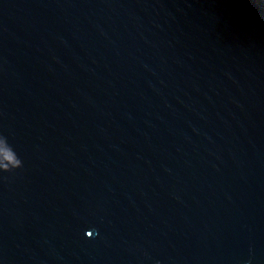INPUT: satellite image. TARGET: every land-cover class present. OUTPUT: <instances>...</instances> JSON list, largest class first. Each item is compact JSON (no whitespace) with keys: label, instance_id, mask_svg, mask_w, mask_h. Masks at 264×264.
I'll list each match as a JSON object with an SVG mask.
<instances>
[{"label":"water","instance_id":"1","mask_svg":"<svg viewBox=\"0 0 264 264\" xmlns=\"http://www.w3.org/2000/svg\"><path fill=\"white\" fill-rule=\"evenodd\" d=\"M0 264H264V0H0Z\"/></svg>","mask_w":264,"mask_h":264},{"label":"snow or ice","instance_id":"2","mask_svg":"<svg viewBox=\"0 0 264 264\" xmlns=\"http://www.w3.org/2000/svg\"><path fill=\"white\" fill-rule=\"evenodd\" d=\"M88 235H91V233L89 232Z\"/></svg>","mask_w":264,"mask_h":264}]
</instances>
